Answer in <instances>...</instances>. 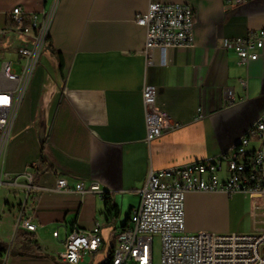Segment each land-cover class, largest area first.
Returning a JSON list of instances; mask_svg holds the SVG:
<instances>
[{
    "label": "crops",
    "instance_id": "0c3cea01",
    "mask_svg": "<svg viewBox=\"0 0 264 264\" xmlns=\"http://www.w3.org/2000/svg\"><path fill=\"white\" fill-rule=\"evenodd\" d=\"M156 1L191 8L192 44L154 49L147 63L145 29L135 18L145 13L149 0H58L48 30L51 47L47 44V53L32 72L1 161L2 173L13 182L28 169L34 177L41 155L54 171L33 178L37 189L26 209L36 225L33 233L15 229L23 179L13 186L4 184L11 187V198L0 212V243L5 247L0 264H58L73 227L96 226L101 238L99 249L81 264L107 256L115 232L138 206L137 192L151 171L182 167L231 149L264 111V52L238 66L227 46L264 25V0L228 9L225 0ZM48 5L45 0H0V31L7 28L11 9L19 7L29 15ZM25 41L14 30L0 34V51H8L2 61L12 62L16 72ZM51 49L62 56V76ZM147 85L156 89L155 107L177 125L150 143L141 95ZM58 175L95 182L99 189L57 190ZM186 195L184 224L189 234L210 233L200 224L206 209L200 200L211 198L231 206L245 197L250 229L247 196Z\"/></svg>",
    "mask_w": 264,
    "mask_h": 264
},
{
    "label": "built area",
    "instance_id": "2783aa9c",
    "mask_svg": "<svg viewBox=\"0 0 264 264\" xmlns=\"http://www.w3.org/2000/svg\"><path fill=\"white\" fill-rule=\"evenodd\" d=\"M49 1L48 8L26 15L15 7L8 13L10 28L0 34L16 31L26 37L19 48L21 68L16 72L10 61L0 65V187L13 186L23 179V201L15 220V229L33 233L36 225L26 214L31 193L37 189L33 173L9 178L2 173L1 161L10 138L11 127L25 95L30 77L37 64L40 50L48 37V30L58 0ZM247 0H225V7H237ZM145 29L143 54L150 62L151 51L190 47L192 44V10L182 3H161L149 0L147 10L135 18ZM236 56V64L244 66L257 60L264 52V25L245 37L227 42ZM156 89L145 86L142 101L145 113L146 142L177 126L168 113L155 107ZM226 101L232 103L230 96ZM250 135L254 136L251 140ZM97 191L95 182L57 176L56 189ZM191 192L243 194L249 199L248 214L251 227L247 233L218 235L189 234L184 230L185 194ZM138 206L129 214L126 224L114 235L111 264H154L155 237L160 244L159 264H264V111L255 125L231 149L215 157L182 167L151 171L143 187L137 192ZM57 238V231L52 232ZM101 245L97 227L81 230L73 227L66 236L64 249L57 261L79 264Z\"/></svg>",
    "mask_w": 264,
    "mask_h": 264
},
{
    "label": "rangeland",
    "instance_id": "374dc122",
    "mask_svg": "<svg viewBox=\"0 0 264 264\" xmlns=\"http://www.w3.org/2000/svg\"><path fill=\"white\" fill-rule=\"evenodd\" d=\"M49 46L43 45L38 56V64L40 63L42 56L47 53ZM8 51H0V65L3 59L7 58L6 54ZM18 69V68H17ZM11 187L3 185L0 187V212L6 202H10ZM185 202H187V195L185 194L183 208L185 209ZM208 202V204H207ZM231 206H228L224 199L217 198L206 201L205 199L200 200L201 206L204 210V220L202 227L203 232H210L218 235L231 234V233H247L249 232L248 221H247V199L245 197H239L233 201ZM185 232H188L187 224H184ZM105 257L97 256L94 259L93 264H103ZM160 257V244L157 237L154 239L153 245V262L159 264ZM86 259V258H85ZM81 264V263H80Z\"/></svg>",
    "mask_w": 264,
    "mask_h": 264
},
{
    "label": "trees",
    "instance_id": "16d2710c",
    "mask_svg": "<svg viewBox=\"0 0 264 264\" xmlns=\"http://www.w3.org/2000/svg\"><path fill=\"white\" fill-rule=\"evenodd\" d=\"M7 27L10 28L11 27V24L8 23L7 24ZM50 38L47 37L45 39V42L44 44H50ZM50 47H51V44H50ZM51 53L53 55L56 56L57 58V62H58V69H59V73L60 75L62 76L63 75V60H62V56L60 53L56 52L55 50L51 49ZM35 171H34V177L36 178L38 175H40L41 173H46V172H53L54 171V168L49 165L47 163V161L44 159V157L41 155L40 156V159L37 163V165L35 166ZM107 205H110L109 202H107ZM113 211H115V207H113L112 209ZM28 239V238H27ZM2 243H0V252H2L4 250L5 247H2ZM45 258H48L49 260L55 262L56 259H54L53 257H50V256H45ZM111 258H112V254H111V251L109 252V254L107 255V257L105 258V261L103 264H111ZM58 264H62L60 263L59 261H56Z\"/></svg>",
    "mask_w": 264,
    "mask_h": 264
}]
</instances>
